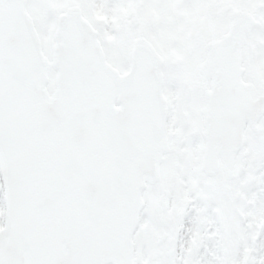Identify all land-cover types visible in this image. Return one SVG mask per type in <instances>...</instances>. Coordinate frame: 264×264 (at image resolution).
Returning a JSON list of instances; mask_svg holds the SVG:
<instances>
[{
	"label": "snow or ice",
	"instance_id": "6c2138e0",
	"mask_svg": "<svg viewBox=\"0 0 264 264\" xmlns=\"http://www.w3.org/2000/svg\"><path fill=\"white\" fill-rule=\"evenodd\" d=\"M0 264H264V0H0Z\"/></svg>",
	"mask_w": 264,
	"mask_h": 264
}]
</instances>
